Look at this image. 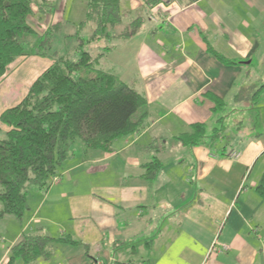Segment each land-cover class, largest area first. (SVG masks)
<instances>
[{"label": "crops", "instance_id": "0c3cea01", "mask_svg": "<svg viewBox=\"0 0 264 264\" xmlns=\"http://www.w3.org/2000/svg\"><path fill=\"white\" fill-rule=\"evenodd\" d=\"M87 2L83 20L59 27L55 37L75 39L77 27L81 37L92 35L95 24H83ZM43 3L54 9L41 13ZM118 5L120 21L85 48L102 53L98 67L145 97L141 128L115 139L111 152L73 153L57 183L32 187L38 193L28 206L27 232L14 236L0 264L28 234L76 242H54L47 257L28 264H264V200L255 190L264 171V0H177L157 15L161 22L149 17L142 0ZM33 6L28 21L34 29L64 23L57 0H33ZM64 6L63 0L61 12ZM136 17L143 18L139 30L123 38ZM27 60L16 104L50 65L41 56L18 57L0 77L2 97L11 99L16 72ZM209 94L223 106L215 109ZM1 101L0 114L12 107ZM197 123L206 136L215 128L220 136L198 145L176 140ZM159 139L164 145L155 148ZM154 157L161 166L149 180ZM13 264L24 263L16 258Z\"/></svg>", "mask_w": 264, "mask_h": 264}, {"label": "trees", "instance_id": "16d2710c", "mask_svg": "<svg viewBox=\"0 0 264 264\" xmlns=\"http://www.w3.org/2000/svg\"><path fill=\"white\" fill-rule=\"evenodd\" d=\"M118 1L88 0L85 22H93L95 30L85 41L79 39L76 58L68 55L55 58L48 51L59 25L38 32L28 21L33 13V0H0V77L18 57L37 55L53 59L31 83L20 102L0 114V124L5 127L0 138L1 216L11 214L21 220L28 209V187H49L62 164L71 157L73 148L84 153L88 150L111 152L115 139L141 128L146 114L145 97L116 74L98 67L96 62L102 53L94 56L85 48L103 37L108 25L120 21ZM143 1L150 7L159 0ZM46 7L45 3L38 4L41 13L54 9V5ZM142 22V17H136L121 36H132ZM214 55L222 60L221 56ZM259 90L253 94L254 98ZM209 98L215 109L223 106L217 97L209 94ZM191 128V133L176 137L182 145L202 144L207 137L213 143L220 136L217 128L206 136L202 123ZM160 166L154 157L147 164L146 178L151 180ZM255 190L264 200V171ZM60 240L76 243L68 238L25 235L10 249L6 264H13L16 258L28 264L47 257L51 245ZM112 264L133 263L115 261Z\"/></svg>", "mask_w": 264, "mask_h": 264}, {"label": "rangeland", "instance_id": "374dc122", "mask_svg": "<svg viewBox=\"0 0 264 264\" xmlns=\"http://www.w3.org/2000/svg\"><path fill=\"white\" fill-rule=\"evenodd\" d=\"M64 1H65L64 11L61 12V9H60L62 7L63 0H57V7L58 8H57L56 11L60 13V17H61L60 20H63V22H64V23H61L59 25V27L62 28L64 26V30H68L70 28L72 22H78L79 20L80 21L83 20V15H84L83 11H86V1L87 0H64ZM176 1L177 0H159L153 6H150V7L147 6L148 10L150 11L149 17L152 20H155V21L159 22L161 19L158 16H160V17L163 16L164 13L167 11V9L173 3H175ZM143 3H144V1H143ZM46 6H50V4L49 3H48V5L45 4V7ZM33 10L34 11L36 10V8L34 6H33ZM65 20L68 21V22H65ZM33 23H34V21H33ZM83 24H87V27H90L93 23H89L87 21L86 23H83ZM37 26H38L37 28L35 26L34 27H35L36 30L39 31L40 29H38V28H40V25H37ZM77 31H78L77 34H79V35H75L74 36V38L76 40L75 39H70V40L67 39L69 37L61 38L59 35H58V37H55V34H56V32H55V34L52 35V37H51V46H50V50L48 52H50L52 54L54 53L55 56H56L55 58L60 57L61 55H68L71 58H76L77 57V51L76 50H77V47H78L79 42H80L79 39H82L84 41H85V39H88V38L81 37V36H83L82 27H77ZM39 32L43 33L44 32L43 28ZM77 37H80V38H77ZM75 41L77 42L76 46H75ZM41 57L48 59L50 61V63H49L50 65L53 63V59L52 58H50L48 56H41ZM28 63H29L28 60L26 62H24L22 64V67L18 68V70L16 72L17 73L16 74V79L17 80L14 79L15 83L13 85L12 92H11V95H10L11 99H7L6 97H2L3 93L6 92V88H5V84H3L2 87L0 86V98L2 100L1 101L2 104H8L7 106H13L17 102L16 101V102L13 103V100L17 96H19V94L21 92H22V94L24 93V91L22 89V85H23L22 81L25 80L26 77H27V75L26 76H24V75L28 72ZM115 67L118 68L117 66H115ZM115 71H116V69H115ZM23 73H24V75H21ZM17 82H18V84H17ZM241 95L245 96V95H247V93L243 92ZM210 124H211V122H210ZM1 128H2V125L0 124V129ZM3 132H4V130H0V138L3 135ZM163 145H164L163 141L160 140V139L159 140H155L153 142V146L155 148H158V147L160 148ZM79 151H80V149L75 147V148H73L72 154L73 153H77L78 154ZM232 152L233 151H231L229 153L230 156H231ZM235 152H237V151H235ZM232 158H234V157H232ZM63 166H66V163ZM257 167H258V165H257ZM60 176H62V174H60ZM81 177L84 179V183H85L86 175L83 174ZM54 183H57V182H54ZM48 188L49 187H47V188H45L43 190H47ZM31 189H32V187H30V186L27 189V204H28V206H29L30 201L34 200V194L38 193V192H36L34 190H31ZM42 192H44V191H42ZM0 208H1V204H0ZM30 211H33V209L30 210ZM42 211H43V209H42ZM27 213H28V209L25 211V213H24V215H23L21 220H18L15 216H13L11 214H5V215H2V216L0 214V256H1V252L3 250H5V248L8 245L11 244V241L13 240L14 236L16 234H18V232L21 231V233L26 234L27 230L26 229L23 230V228L26 227V223L25 222L27 220L26 219ZM54 229L55 228H53V230ZM51 236L54 237L53 235H51ZM55 237H58V234H57V236L55 235ZM82 249H83V247H82Z\"/></svg>", "mask_w": 264, "mask_h": 264}, {"label": "built area", "instance_id": "2783aa9c", "mask_svg": "<svg viewBox=\"0 0 264 264\" xmlns=\"http://www.w3.org/2000/svg\"><path fill=\"white\" fill-rule=\"evenodd\" d=\"M238 155H239L238 152H235V151H233L231 154V156L234 158L238 157ZM56 180H57V177H54L52 181L55 182Z\"/></svg>", "mask_w": 264, "mask_h": 264}]
</instances>
